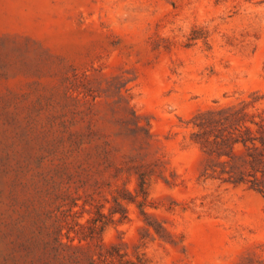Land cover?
Returning <instances> with one entry per match:
<instances>
[{"label":"rangeland","instance_id":"rangeland-1","mask_svg":"<svg viewBox=\"0 0 264 264\" xmlns=\"http://www.w3.org/2000/svg\"><path fill=\"white\" fill-rule=\"evenodd\" d=\"M73 74L90 81L96 128L123 169L95 197L106 225L82 242L90 253L99 242L133 263L264 264V198L205 179L192 141L200 113L247 105L264 122V0H0V264L66 260L40 232L29 185L47 111L72 104L63 94ZM130 161L147 175L140 208L128 202ZM71 193V225L97 217L81 190Z\"/></svg>","mask_w":264,"mask_h":264},{"label":"trees","instance_id":"trees-1","mask_svg":"<svg viewBox=\"0 0 264 264\" xmlns=\"http://www.w3.org/2000/svg\"><path fill=\"white\" fill-rule=\"evenodd\" d=\"M64 82L63 97L72 104L58 108L51 106L47 111L39 139V156L36 158L39 171L30 177L32 203L42 208L39 216L43 218L40 222L43 231L40 232L44 237L51 238L54 251L65 253L66 260L62 264H144L142 260L136 263L126 260L125 254H121L116 247L105 248L98 242L93 254L82 244L98 239L106 225L102 223L100 207L95 204L96 196L103 190L111 189L105 175L109 172V179H116L123 169L116 164L110 139L96 128L97 96H94L90 81L84 75L73 74L66 77ZM246 106L196 115L192 120V141L204 156L202 176L205 179L234 187L246 186L264 198V122L259 115L248 112ZM123 108L134 120L133 114L126 107ZM132 126L134 130L142 129L137 121ZM27 129L31 130L30 135L34 133V127L28 126ZM132 162L123 163L125 170L138 169L135 171V196L130 197L132 200L128 202H135L139 198L142 201L137 202L140 208L147 198V175L145 170H139L141 167H135ZM25 168L27 166L16 165L13 171L22 174ZM71 190L83 192L84 204L95 209L96 218L89 219L86 224L74 222L71 225L75 215L73 209L78 201ZM43 193L48 196L46 200ZM123 200L112 197L116 206ZM48 206H52L53 210L47 209ZM125 218V213H120V220ZM45 219L52 222L44 226ZM39 221H34L33 226L38 227ZM63 229L66 231V243L61 242ZM70 232L77 239L75 245L73 239L68 238ZM44 244L49 246V242Z\"/></svg>","mask_w":264,"mask_h":264}]
</instances>
